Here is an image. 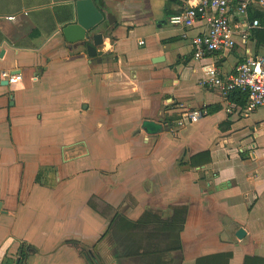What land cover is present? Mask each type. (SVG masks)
<instances>
[{
    "label": "crops",
    "instance_id": "1",
    "mask_svg": "<svg viewBox=\"0 0 264 264\" xmlns=\"http://www.w3.org/2000/svg\"><path fill=\"white\" fill-rule=\"evenodd\" d=\"M193 1L94 0L103 36L88 56L62 32L76 0H0V74L20 76L0 78V264H16L22 245L24 264H144L119 250L115 222L149 231L136 226L143 213L175 205L186 215L168 264L264 260V111L200 83L207 65L226 74L264 46L248 36L194 59L204 23L166 21ZM196 108L208 113L171 126Z\"/></svg>",
    "mask_w": 264,
    "mask_h": 264
},
{
    "label": "built area",
    "instance_id": "2",
    "mask_svg": "<svg viewBox=\"0 0 264 264\" xmlns=\"http://www.w3.org/2000/svg\"><path fill=\"white\" fill-rule=\"evenodd\" d=\"M250 5L258 6L264 12V0H194L185 9L168 15L166 21L186 31L196 22L204 23L205 31L191 37L192 57L199 60L216 51L231 50L239 43L246 46L250 31L264 27L259 19H248L247 9ZM233 6L238 15L237 20L230 14ZM13 18L7 17L9 20ZM143 43L142 40L138 41L139 45ZM0 78L4 82L14 83L20 76L2 71ZM200 83L216 89L223 100L229 99L233 93H242L246 96L245 109L248 112L257 109L264 111V53H248L226 74H222L214 64H209L204 69ZM207 113L204 108L188 110L171 126L180 128Z\"/></svg>",
    "mask_w": 264,
    "mask_h": 264
},
{
    "label": "trees",
    "instance_id": "3",
    "mask_svg": "<svg viewBox=\"0 0 264 264\" xmlns=\"http://www.w3.org/2000/svg\"><path fill=\"white\" fill-rule=\"evenodd\" d=\"M251 18H258L262 20V23L264 24V12L260 10L251 13ZM249 37L255 40V45H258V47L264 46V27L253 29L250 32ZM236 94H238L237 97L241 102L246 101V96L244 94ZM169 211L170 213L167 214L161 210H146L143 213L142 218L139 220V224H151L153 229H147L146 226L143 227L142 225L136 226L149 231L135 232L132 230V222L125 218H118L112 231L113 238L117 243L119 250L124 255H139L140 262L144 264H168V254L171 251H177L181 248L179 233L184 223L186 206H170ZM26 255L25 245H22L20 257L16 264H24ZM229 257V253L215 254L198 258L196 264L205 263L212 259L227 264ZM256 260H260L264 263L263 259L245 256L244 264H251L252 261L254 262Z\"/></svg>",
    "mask_w": 264,
    "mask_h": 264
},
{
    "label": "water",
    "instance_id": "4",
    "mask_svg": "<svg viewBox=\"0 0 264 264\" xmlns=\"http://www.w3.org/2000/svg\"><path fill=\"white\" fill-rule=\"evenodd\" d=\"M102 18L94 0H76L75 17L62 28V32L68 42L84 43L87 55L94 56L95 46L102 42L103 32L99 30ZM141 128L147 134H153L161 130V124L153 120H143ZM243 233L244 230L239 228L236 236L240 237Z\"/></svg>",
    "mask_w": 264,
    "mask_h": 264
}]
</instances>
